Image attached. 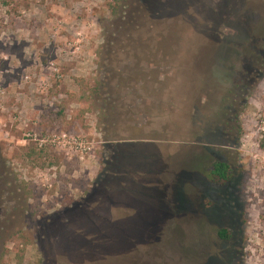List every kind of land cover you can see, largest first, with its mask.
<instances>
[{
	"label": "rangeland",
	"instance_id": "374dc122",
	"mask_svg": "<svg viewBox=\"0 0 264 264\" xmlns=\"http://www.w3.org/2000/svg\"><path fill=\"white\" fill-rule=\"evenodd\" d=\"M144 1L126 28L114 0H0L11 264H264V0Z\"/></svg>",
	"mask_w": 264,
	"mask_h": 264
},
{
	"label": "trees",
	"instance_id": "16d2710c",
	"mask_svg": "<svg viewBox=\"0 0 264 264\" xmlns=\"http://www.w3.org/2000/svg\"><path fill=\"white\" fill-rule=\"evenodd\" d=\"M114 1H115L114 3L108 4V12L111 15L110 17L111 19L113 18L112 20H115L117 24L122 23V25L126 28H132L134 26L133 18L135 17V14H142L143 16L146 15L144 0H114ZM168 35L176 37L177 32L173 30V33H169ZM147 37L149 36H146V38ZM143 38L144 40H146L145 37ZM108 54L109 52H105L104 49L102 48L98 54V57L96 58V64L97 66H99V68L107 69L108 67L109 71H107V75H109L110 71L112 70L110 68L111 67L110 65L113 66V64L106 66V62H104L106 58L108 57ZM111 79L112 78L106 77L105 80H101V79L99 80L98 78L96 81L97 82L96 85L92 89V94L99 95V91L101 89L100 86H110L107 84L108 82L111 81ZM1 152H2V147L0 146V155H2ZM237 164L238 162L234 161V157L232 158L229 156L223 160H218V161L213 162V164L210 165L211 168L207 173V177H206L207 181L210 184L215 185V186H224L229 183H232L235 180ZM2 175H3L2 171L0 170V178ZM8 175L9 174L7 173V176ZM15 180L17 181L16 178ZM219 233L224 239H229L231 235L230 230L227 227L222 228ZM16 253L18 257V262L16 263L22 264L21 262H23V259H24V249L22 248L18 250ZM10 262L11 261L6 260V252H4L2 256L0 257V264H11Z\"/></svg>",
	"mask_w": 264,
	"mask_h": 264
},
{
	"label": "built area",
	"instance_id": "2783aa9c",
	"mask_svg": "<svg viewBox=\"0 0 264 264\" xmlns=\"http://www.w3.org/2000/svg\"><path fill=\"white\" fill-rule=\"evenodd\" d=\"M63 137V140H64V143L65 142H67L68 143V139H67V136L66 135H63L62 136ZM70 144H74V145H76V146H80L81 148L83 147V143L82 142H77V140H75V139H73L72 141H71V143Z\"/></svg>",
	"mask_w": 264,
	"mask_h": 264
},
{
	"label": "flooded vegetation",
	"instance_id": "af4514ba",
	"mask_svg": "<svg viewBox=\"0 0 264 264\" xmlns=\"http://www.w3.org/2000/svg\"><path fill=\"white\" fill-rule=\"evenodd\" d=\"M223 254V253H222ZM225 255V254H224ZM200 257V256H199ZM201 260L203 259V257L202 258H200ZM200 259L198 260L199 261V264H200ZM227 260H228V257H227V255H225V262H224V264L227 262ZM202 264H209L208 263V261H207V258H205V261H203L202 260Z\"/></svg>",
	"mask_w": 264,
	"mask_h": 264
}]
</instances>
